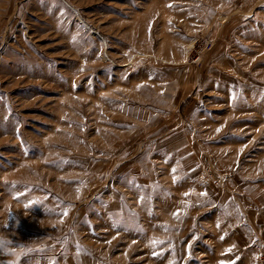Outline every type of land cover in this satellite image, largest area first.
Segmentation results:
<instances>
[{"label": "rangeland", "instance_id": "374dc122", "mask_svg": "<svg viewBox=\"0 0 264 264\" xmlns=\"http://www.w3.org/2000/svg\"><path fill=\"white\" fill-rule=\"evenodd\" d=\"M0 264H264V0H0Z\"/></svg>", "mask_w": 264, "mask_h": 264}, {"label": "snow or ice", "instance_id": "6c2138e0", "mask_svg": "<svg viewBox=\"0 0 264 264\" xmlns=\"http://www.w3.org/2000/svg\"><path fill=\"white\" fill-rule=\"evenodd\" d=\"M65 215H66V213H65Z\"/></svg>", "mask_w": 264, "mask_h": 264}]
</instances>
